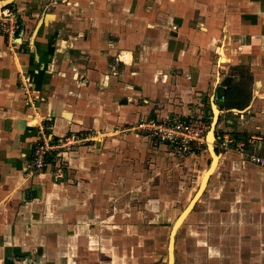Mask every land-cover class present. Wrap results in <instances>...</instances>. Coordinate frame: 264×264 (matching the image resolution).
<instances>
[{"label": "crops", "instance_id": "obj_1", "mask_svg": "<svg viewBox=\"0 0 264 264\" xmlns=\"http://www.w3.org/2000/svg\"><path fill=\"white\" fill-rule=\"evenodd\" d=\"M12 6L14 50L0 34V264H264V166L222 149L206 168L205 148L180 155L129 128L218 114V136L264 137V0ZM43 129L105 134L66 150L56 179L30 167ZM200 171L177 223L197 191L182 178Z\"/></svg>", "mask_w": 264, "mask_h": 264}, {"label": "built area", "instance_id": "obj_2", "mask_svg": "<svg viewBox=\"0 0 264 264\" xmlns=\"http://www.w3.org/2000/svg\"><path fill=\"white\" fill-rule=\"evenodd\" d=\"M18 15L12 6V0H0V34L4 35L11 50H14L20 33ZM213 101L219 103L225 95L215 93ZM211 122L202 116L170 112L162 117L150 116L138 120L131 128L142 133L154 142L167 144L174 152L190 154L201 151L208 146L207 135ZM48 131L42 130L30 157V167L35 173L48 171L56 179L65 175L66 161L63 153L73 147L87 144L105 132L95 130L72 131L63 138L53 139ZM218 144H217V143ZM215 143L224 149L238 151L249 161L264 166V137L238 140L230 133L216 134ZM57 160V163L54 160ZM55 162V164H54Z\"/></svg>", "mask_w": 264, "mask_h": 264}, {"label": "rangeland", "instance_id": "obj_3", "mask_svg": "<svg viewBox=\"0 0 264 264\" xmlns=\"http://www.w3.org/2000/svg\"><path fill=\"white\" fill-rule=\"evenodd\" d=\"M237 71V70H236ZM239 71V70H238ZM243 75V74H242ZM241 79V78H240ZM238 82H240V84L238 83V85H239V87L236 89V94L237 95H245L247 92H246V89L249 87V84H250V78H248V75H244V76H242V79H241V81H238ZM240 88H242V89H240ZM210 120V119H209ZM218 120H219V118H218ZM133 125V124H132ZM131 125V126H132ZM131 126H129V128H131ZM124 127H128V126H124ZM124 127H120V128H122V129H124ZM120 128H118V130H122V129H120ZM211 128V127H210ZM209 128V129H210ZM217 131V130H216ZM233 135V134H232ZM234 136V135H233ZM235 137V136H234ZM239 137V136H238ZM248 138H253V136L251 135V134H247L246 136H245V138L243 137V138H241V137H239V138H237L236 137V139H238V140H247ZM217 143V142H216ZM216 143H214L213 145H214V147H215V150H216V153L217 154H220V151L222 150V149H224L223 147H220L219 145L217 146V144ZM204 160H207V161H205V166L204 167H206V168H208L209 166H210V163H211V157H212V153L210 152V150H209V148H208V146H206L205 147V150H204ZM213 158V157H212ZM207 163H208V165H207ZM197 165H198V162L196 163ZM199 166V165H198ZM198 169H201L200 168V166L198 167ZM201 171L200 172H196V173H192V174H188V176H189V180H186V178L184 177V178H182V180H184V182L185 181H187V182H185V187H183V189L187 192V187H188V183H192V182H190L191 180H190V178L191 177H193L194 178V180H195V184H196V194H195V192L194 193H192L193 195H192V197H190L192 200L195 198V196L196 195H200V194H197L198 193V190L200 189V187L202 186V182L200 181L201 180V178H198L197 179V176L199 175L200 177H202V175H201ZM150 174H152V171L150 172ZM153 175V174H152ZM151 175V176H152ZM170 176V178L172 177V175H169ZM200 182H199V181ZM167 181H168V179H167ZM197 181L199 182V184L197 183ZM184 182L182 183V184H184ZM194 184V183H193ZM198 184V185H197ZM203 190V189H202ZM202 190H201V192H202ZM200 192V193H201ZM194 196V197H193ZM198 196H197V198H198ZM196 198V199H197ZM191 199H189V201L191 200ZM191 200V201H192ZM189 201H186L185 203L187 204Z\"/></svg>", "mask_w": 264, "mask_h": 264}, {"label": "water", "instance_id": "obj_4", "mask_svg": "<svg viewBox=\"0 0 264 264\" xmlns=\"http://www.w3.org/2000/svg\"><path fill=\"white\" fill-rule=\"evenodd\" d=\"M216 107V105H215ZM218 109V108H217ZM216 114V112H215ZM217 122H218V114H216L215 118L213 119L212 123H211V128L208 131V135H207V140H208V148L210 150V152L212 153V163L215 162V160L217 161V157L218 154L216 153L215 147H214V143L216 140V128H217ZM210 140L212 145L210 144ZM211 173V172H210ZM209 173V174H210ZM209 176V175H208ZM208 178V177H207ZM204 186H201L200 189L198 190V193L201 192V188H203ZM197 193V194H198ZM197 195L195 196V198L190 202V204L187 206V208L184 210V212L179 216L177 223H179L180 218L192 207V205L194 204V202L196 201ZM192 204V205H191ZM191 205V207L189 208V206ZM189 208V209H188ZM188 209V210H187Z\"/></svg>", "mask_w": 264, "mask_h": 264}, {"label": "bare ground", "instance_id": "obj_5", "mask_svg": "<svg viewBox=\"0 0 264 264\" xmlns=\"http://www.w3.org/2000/svg\"><path fill=\"white\" fill-rule=\"evenodd\" d=\"M216 111L219 112V110L217 109V107H215V112H216ZM210 144L212 145L211 140H210ZM215 165H216V160H215V162H213L211 168L213 169V168L215 167ZM207 177H208V174H206V175L204 176L203 181H202V186L205 185L206 180H207ZM201 190H202V188H201ZM199 193H200V192H199ZM199 193H198V194H199ZM197 196H198V195H197ZM188 209H189V208H188ZM188 209H187V210H188ZM183 217H184V215L180 218L179 222L182 221Z\"/></svg>", "mask_w": 264, "mask_h": 264}]
</instances>
